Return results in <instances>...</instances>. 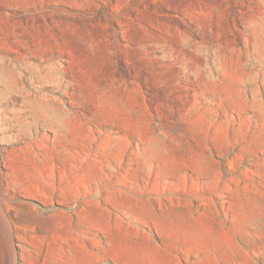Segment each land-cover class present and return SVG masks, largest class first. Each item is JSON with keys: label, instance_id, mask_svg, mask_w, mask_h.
Masks as SVG:
<instances>
[{"label": "rangeland", "instance_id": "rangeland-1", "mask_svg": "<svg viewBox=\"0 0 264 264\" xmlns=\"http://www.w3.org/2000/svg\"><path fill=\"white\" fill-rule=\"evenodd\" d=\"M0 264H264V0H0Z\"/></svg>", "mask_w": 264, "mask_h": 264}]
</instances>
